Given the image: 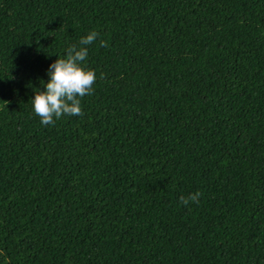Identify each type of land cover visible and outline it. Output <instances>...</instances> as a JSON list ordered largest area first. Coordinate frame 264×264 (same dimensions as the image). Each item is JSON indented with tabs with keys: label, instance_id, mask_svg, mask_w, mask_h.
<instances>
[{
	"label": "trees",
	"instance_id": "trees-1",
	"mask_svg": "<svg viewBox=\"0 0 264 264\" xmlns=\"http://www.w3.org/2000/svg\"><path fill=\"white\" fill-rule=\"evenodd\" d=\"M91 30L81 114L42 125ZM0 264H264V0H0Z\"/></svg>",
	"mask_w": 264,
	"mask_h": 264
},
{
	"label": "clouds",
	"instance_id": "clouds-1",
	"mask_svg": "<svg viewBox=\"0 0 264 264\" xmlns=\"http://www.w3.org/2000/svg\"><path fill=\"white\" fill-rule=\"evenodd\" d=\"M99 36L96 30L89 31L79 40V46L69 45L65 54L49 64L46 70V82L39 81L30 99L32 112L37 115L42 125H50L61 116H79L81 114V98L91 94L97 79L93 69L86 66L88 56L87 45ZM103 44V41H101ZM42 82V83H41ZM200 192L181 196L180 204L189 201L197 202Z\"/></svg>",
	"mask_w": 264,
	"mask_h": 264
}]
</instances>
